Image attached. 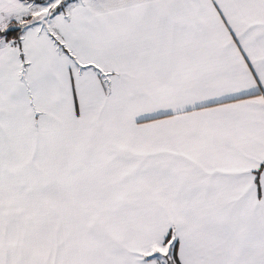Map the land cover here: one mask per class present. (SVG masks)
I'll list each match as a JSON object with an SVG mask.
<instances>
[{"label":"snow or ice","instance_id":"obj_1","mask_svg":"<svg viewBox=\"0 0 264 264\" xmlns=\"http://www.w3.org/2000/svg\"><path fill=\"white\" fill-rule=\"evenodd\" d=\"M0 264H264V0H0Z\"/></svg>","mask_w":264,"mask_h":264}]
</instances>
